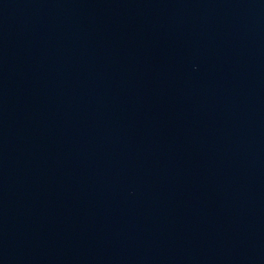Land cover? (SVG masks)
<instances>
[{
    "label": "water",
    "instance_id": "water-1",
    "mask_svg": "<svg viewBox=\"0 0 264 264\" xmlns=\"http://www.w3.org/2000/svg\"><path fill=\"white\" fill-rule=\"evenodd\" d=\"M0 264H264V0H0Z\"/></svg>",
    "mask_w": 264,
    "mask_h": 264
}]
</instances>
